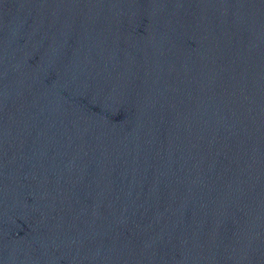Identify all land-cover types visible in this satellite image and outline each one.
<instances>
[{"label": "water", "instance_id": "obj_1", "mask_svg": "<svg viewBox=\"0 0 264 264\" xmlns=\"http://www.w3.org/2000/svg\"><path fill=\"white\" fill-rule=\"evenodd\" d=\"M0 264H264V0H0Z\"/></svg>", "mask_w": 264, "mask_h": 264}]
</instances>
